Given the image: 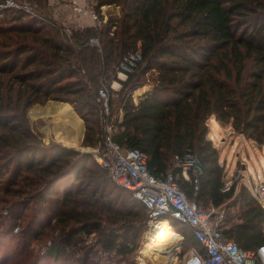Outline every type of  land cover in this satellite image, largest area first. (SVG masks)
Returning <instances> with one entry per match:
<instances>
[{
  "label": "trees",
  "instance_id": "1",
  "mask_svg": "<svg viewBox=\"0 0 264 264\" xmlns=\"http://www.w3.org/2000/svg\"><path fill=\"white\" fill-rule=\"evenodd\" d=\"M26 1L34 13L0 9V200L12 222L0 239L19 238L8 247L15 253L9 264H94L82 235L95 231L102 250L123 259L135 251L131 230L147 223L145 206L92 152L45 141L29 110L49 100L70 103L85 122L81 146L96 147L99 87L116 79L121 56L136 49L142 58L118 91L115 139L144 150L157 176L179 170L174 156L191 150L203 172L199 183L179 178L188 197L203 207L225 205L223 232L241 247L264 244L263 205L246 185L222 189L226 169L207 136L215 118L264 144V0H95L100 24L69 32L49 0ZM144 84L152 88L135 102L132 93ZM34 240H49L41 255Z\"/></svg>",
  "mask_w": 264,
  "mask_h": 264
},
{
  "label": "built area",
  "instance_id": "2",
  "mask_svg": "<svg viewBox=\"0 0 264 264\" xmlns=\"http://www.w3.org/2000/svg\"><path fill=\"white\" fill-rule=\"evenodd\" d=\"M12 6L22 7L26 12L34 13L26 0L23 4L16 0L0 2V9ZM85 7V11L92 14L95 24L99 25L101 21L93 6L87 4ZM104 19L107 20L105 15ZM66 31H70L69 27H66ZM91 41L99 44L96 37ZM141 58L139 49L123 54L116 66V79L110 84L102 82L98 90V100L101 103V140L96 147L84 146L82 149L92 152L94 159L107 169L114 181L131 190L133 196L145 206L148 214L147 224L153 232L162 218L177 219L190 226V235L197 240L198 245L191 246L182 264H263L264 244L255 249L243 248L223 232L225 205L211 204V208L203 207L196 199H190L181 187L179 178L190 179L193 176L194 181L199 183L203 167L196 154L191 150L176 154L174 161L179 170L175 172L170 169L164 175L157 176L151 171L148 154L144 150L126 147L115 139L118 132L117 122L121 121L123 111L120 108V113L113 117L111 100L114 97V89H118L114 84L117 82L118 87H121L122 80L135 71ZM231 175L236 181L240 174L238 171L237 174ZM234 180L225 181L222 189H230L235 183ZM247 187L264 207V180L260 179L257 186L251 183ZM104 254L112 257L111 253ZM104 264L115 263L111 260Z\"/></svg>",
  "mask_w": 264,
  "mask_h": 264
},
{
  "label": "rangeland",
  "instance_id": "3",
  "mask_svg": "<svg viewBox=\"0 0 264 264\" xmlns=\"http://www.w3.org/2000/svg\"><path fill=\"white\" fill-rule=\"evenodd\" d=\"M88 1H91L90 3L92 4L93 9L95 10L94 8L95 0H88ZM63 5L65 6V4ZM69 11L72 13V10ZM73 11L77 12L79 15H81L82 13V11H77L75 9H73ZM102 12L103 11H101V14L104 15H106L107 13L106 10L104 11V13ZM97 15L99 16V13ZM66 24H67L66 26L70 28H73L74 26H79V23L77 21L76 23H71L67 21ZM114 86L115 88L118 89H114V97H113L114 103L112 106V110H114L113 117L120 113V108L119 107L117 108L118 105L116 104V100L118 98V91L122 87V86L118 87V84L117 85L115 84ZM150 86H151L150 84H144L142 86H139L137 89H135L134 92L132 93V97L134 101L138 102L139 92L152 88ZM40 121L42 120L39 119L37 123H33V127L34 129H36L37 132L41 133L42 135L43 133L38 128L43 125L40 123ZM207 136L213 139V143L219 149L220 162L224 164L226 169L225 181L229 179L234 180V177L231 174L232 173L237 174L238 171L240 174L239 178L236 181L234 180V182H236L237 184V190L244 185L249 186L251 183L256 184L257 186L260 179L264 180V144H259L255 140L247 138L242 133L235 132V130L231 127L230 124L223 125L220 121H218L215 118L214 119L210 118L208 120ZM82 151H86V150L82 149ZM205 207L211 208V204L205 205ZM226 213L227 210L225 211V216ZM132 219H133L132 222L134 224L136 225L140 224L139 215L132 217ZM169 220L172 224L175 233L177 232L176 235L178 236V241L175 243V253H174L175 259L170 264H182V261L185 259L189 249L193 245L192 238L189 237L190 235L188 234L190 233L191 228L188 224L183 223L180 220L170 219V218ZM11 224H12L11 219L8 216V204L0 200V231L4 230V228L6 227L8 228ZM34 228L39 229L37 225H35ZM21 229L22 226L16 225L14 231L17 234H20ZM140 229H141L140 231L134 229L131 230V232L135 233L134 236L136 237L137 245L135 251L131 255L124 256L125 259H123L122 255L116 256L114 252L111 253L112 257H109L106 254H104L106 253V251H103L100 246L99 243L100 235L98 234L97 231L92 232L91 234L83 233L82 243L85 246L90 247L92 249L93 255H91V258L94 264H104L105 262H109L111 260L115 264H125V263L142 264V259H143L142 253L146 250L147 243L150 241L151 236L154 234L156 230L153 232L147 223L145 224V226H142ZM57 234L58 231L55 233V236ZM182 234L184 238H182ZM10 235L12 234L7 235L6 238L0 239L3 240L2 244L0 245V264H9L12 260V256L15 255L12 249L10 252L8 251V247L11 244V248H13L15 244H17L19 238ZM48 242L49 240L44 242L34 240L33 243H31V248L35 252H38L41 255L46 250ZM181 242H183V244ZM8 253L11 255H9L10 257H6L9 258L7 261L4 255Z\"/></svg>",
  "mask_w": 264,
  "mask_h": 264
},
{
  "label": "bare ground",
  "instance_id": "4",
  "mask_svg": "<svg viewBox=\"0 0 264 264\" xmlns=\"http://www.w3.org/2000/svg\"><path fill=\"white\" fill-rule=\"evenodd\" d=\"M122 76L125 77L124 74ZM115 84L117 85L118 83L115 82ZM44 111L53 117L52 121L55 122L54 131L60 139L68 144H76L78 142L84 130V123L82 118L75 113L70 103L48 105ZM61 126L64 128L61 129ZM177 241L178 236L171 223L166 218L160 219L156 226V231L147 243L146 250L142 253V264L172 263L175 259V243Z\"/></svg>",
  "mask_w": 264,
  "mask_h": 264
},
{
  "label": "crops",
  "instance_id": "5",
  "mask_svg": "<svg viewBox=\"0 0 264 264\" xmlns=\"http://www.w3.org/2000/svg\"><path fill=\"white\" fill-rule=\"evenodd\" d=\"M90 2L91 1H88V0H49L50 12L55 19H57L60 23L64 24L65 26L67 25L66 24L67 21H69L71 23H76V21H77L79 23V26H74L73 28L83 27V26H87V25H95V21L93 20V17L91 16L92 14L90 13V11H85L86 7L84 5H87V4L92 5ZM63 4H65V6ZM71 8H73L77 11H82V13L80 12L81 15H79L77 12L73 11V9H71ZM107 8H108L107 5L103 6L102 7L103 12L102 13H104L105 10L107 11ZM69 10H72V13ZM105 16L107 17V13ZM145 91L146 90L139 92V94H138L139 98H140V95ZM56 103H68V102L49 100L45 104L37 103V104L33 105L31 107V109L29 110V118H30V122H31L32 126H33V123H37L38 120L41 119L42 121H40V123L43 125L41 127H38V128L43 133L42 136H43V139L45 141H49V139L51 137H54L55 139L63 142L66 146L74 147V148H83V146H81V141H82L84 134H85V122H84L83 118H82V120L84 123V130H83L82 135H80V137H79L80 139H78V142L76 144L66 143V141L60 139L57 136V134L55 133V131H54L55 122L52 121L53 117L51 115L45 113L44 110L48 105H53ZM72 107H73V105H72ZM73 110L80 117V115L76 112L74 107H73ZM63 128L64 127L61 126V129H63ZM212 141H213V139H212Z\"/></svg>",
  "mask_w": 264,
  "mask_h": 264
}]
</instances>
